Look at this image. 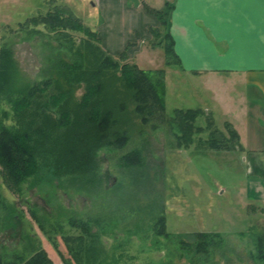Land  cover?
<instances>
[{"label":"rangeland","instance_id":"1","mask_svg":"<svg viewBox=\"0 0 264 264\" xmlns=\"http://www.w3.org/2000/svg\"><path fill=\"white\" fill-rule=\"evenodd\" d=\"M91 1L0 0V130L14 126L13 100L24 94L22 88L58 77L60 73L53 70L59 58L79 65L80 58L57 31L60 28L36 25L30 18L69 7L93 28L97 15ZM150 46L153 41L145 42L132 56L142 68L165 69L166 111L145 122L121 71L105 68L111 84L106 95V106L113 110L111 139L122 135L128 139L123 146L101 147L93 174L57 177L42 167L16 191L0 167V264H26L35 253L23 216L33 223L54 264L64 262L53 240L70 258L63 236L83 229L71 223L86 221L98 234L100 252L84 254L82 264H264L259 251L264 252V220L251 205L256 201L248 195L246 166L235 157L238 139L224 123L225 114L213 116L204 107L208 95L202 77L175 62L168 64L164 47ZM80 84L75 101L85 94V84ZM94 91H89L87 104L98 99ZM39 92L40 111H58L61 119L65 96L50 87ZM177 108H202L195 125L203 126V131L194 130L191 139L179 138L181 127L173 120ZM43 127L41 120L28 125V140L40 139ZM212 138L227 147H211ZM36 214L47 218L46 232ZM161 217L166 233L159 232ZM56 218L62 226L58 230L50 227ZM198 231L219 232L222 241L214 238L208 251L201 253L196 249ZM70 263L79 264L73 259Z\"/></svg>","mask_w":264,"mask_h":264},{"label":"trees","instance_id":"2","mask_svg":"<svg viewBox=\"0 0 264 264\" xmlns=\"http://www.w3.org/2000/svg\"><path fill=\"white\" fill-rule=\"evenodd\" d=\"M145 5L149 11L158 16L161 22L159 27L151 28L154 46L164 47L168 64L173 65L175 62L180 65L174 49V39L168 31L170 14L174 5L167 2L162 10ZM29 22L36 25L44 23L50 27L60 28L61 30L57 29V31L64 34L70 49L74 50L80 61L77 65L73 64L75 63L73 61V63H68L64 58H59L53 70L60 73L58 77H49L44 82H36L22 88L24 94L20 91L23 95L13 100L15 124L12 127L3 126L0 130V167L9 187L16 191H21V184L25 182V179L32 173L40 172L42 167H46L57 177L91 175L98 167L97 152L101 147L109 144L120 146L126 144L128 139L126 135L111 139L109 126L112 123L113 110L112 107L106 106V95L111 84L108 79L106 80L108 73H105V68L121 71V79L134 92L136 111L142 115L145 122L149 121L152 116H162L166 111L164 68L140 67L130 60L127 48L116 54H110L102 47L98 33L69 7H56L47 14L31 17ZM75 32H82L84 36L77 37ZM81 82L85 84L83 98L86 100L81 98L80 101H75V88L81 85ZM49 87L66 98L60 107V111L63 112L61 119L56 116L58 111L47 113L40 111L39 98L42 94L39 91L47 90ZM90 90H95L98 99L87 104V97L91 94ZM31 97H34L32 101ZM23 103L27 106L21 108L20 105ZM202 112V108L176 109V116L173 120L179 122L181 127L182 134L178 135L179 138L191 139L194 130L203 131V126L195 125ZM38 120H41L45 132L42 133L40 139L29 141L26 129L28 125ZM230 131L231 136L238 139V132L235 129ZM211 147L224 148L227 146L223 147L216 138H212ZM128 157L130 160L134 159L133 155ZM35 218L46 232L47 218L37 214ZM21 221L25 227L27 226L32 246L35 249V253L26 264H54L48 251L42 245L41 238L34 230L33 223L24 216L21 217ZM159 222L162 225L159 232L166 233L165 219L161 217ZM71 224L83 228L80 232L63 236L71 257L67 258L58 249L55 240H53L54 247L64 264H71L72 259L82 264L84 254L97 255L99 251L96 245L98 234L91 231L87 221ZM50 227L58 230L62 226L56 218ZM60 231L62 230H59V233H62ZM195 235L196 249L201 253L208 251L209 246L214 243V238L218 237L219 241H222V236L216 232L201 231ZM259 251L260 258L264 259V252L261 249Z\"/></svg>","mask_w":264,"mask_h":264},{"label":"crops","instance_id":"3","mask_svg":"<svg viewBox=\"0 0 264 264\" xmlns=\"http://www.w3.org/2000/svg\"><path fill=\"white\" fill-rule=\"evenodd\" d=\"M91 2L102 47L110 54L127 48L133 61L132 52L152 41L151 28L161 24L145 4L157 10L174 5L168 31L180 65L204 79V107L213 116L225 114L224 123L238 132L235 157L246 166L248 195L256 201L251 205L264 220V0Z\"/></svg>","mask_w":264,"mask_h":264}]
</instances>
